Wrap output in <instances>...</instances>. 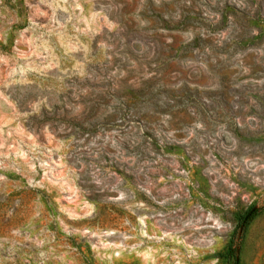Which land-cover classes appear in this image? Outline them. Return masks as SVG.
<instances>
[{"label": "rangeland", "instance_id": "obj_1", "mask_svg": "<svg viewBox=\"0 0 264 264\" xmlns=\"http://www.w3.org/2000/svg\"><path fill=\"white\" fill-rule=\"evenodd\" d=\"M0 264H264V0H0Z\"/></svg>", "mask_w": 264, "mask_h": 264}, {"label": "trees", "instance_id": "obj_2", "mask_svg": "<svg viewBox=\"0 0 264 264\" xmlns=\"http://www.w3.org/2000/svg\"><path fill=\"white\" fill-rule=\"evenodd\" d=\"M256 215V210L255 209H251L249 211H247L242 218V223L241 226L246 227V225L254 218V216Z\"/></svg>", "mask_w": 264, "mask_h": 264}]
</instances>
